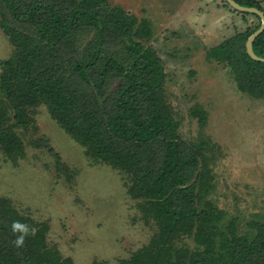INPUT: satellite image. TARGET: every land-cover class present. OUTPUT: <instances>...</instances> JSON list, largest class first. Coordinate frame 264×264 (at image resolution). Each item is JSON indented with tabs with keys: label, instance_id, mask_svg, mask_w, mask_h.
I'll list each match as a JSON object with an SVG mask.
<instances>
[{
	"label": "trees",
	"instance_id": "1",
	"mask_svg": "<svg viewBox=\"0 0 264 264\" xmlns=\"http://www.w3.org/2000/svg\"><path fill=\"white\" fill-rule=\"evenodd\" d=\"M236 1L264 11L261 0ZM244 13L258 22L207 56L229 64L242 91L262 97L264 61L246 46L262 19ZM0 27L13 46L0 60V150L14 162L25 158L24 135L39 132L37 109L45 105L92 161L124 172L130 196L157 231L122 264H264V214L243 234L236 218L224 223L225 211L210 197L216 186L210 143L181 136L164 60L148 43L156 34L151 18L110 0H0ZM254 50L264 57V31ZM32 140L49 145L43 136ZM55 155L71 181L75 172ZM14 221L37 229L22 247L14 243ZM49 230L48 221L0 195V264H76L49 243ZM186 235L193 247L180 243Z\"/></svg>",
	"mask_w": 264,
	"mask_h": 264
},
{
	"label": "rangeland",
	"instance_id": "2",
	"mask_svg": "<svg viewBox=\"0 0 264 264\" xmlns=\"http://www.w3.org/2000/svg\"><path fill=\"white\" fill-rule=\"evenodd\" d=\"M110 1L151 18L156 34L148 43L164 60L166 95L181 136L210 143L216 183L210 197L225 211L223 222L236 218L238 231L246 233L256 214H264V96L242 91L232 67L207 54L258 19L224 0ZM12 54L0 27V60ZM36 118L39 132L24 135L25 158L14 162L0 150V195L36 221H48L49 243L76 264H122L149 243L157 224L130 196L124 172L92 161L45 105ZM42 136L48 146L32 140ZM55 154L75 172L71 181ZM180 243L195 245L188 235Z\"/></svg>",
	"mask_w": 264,
	"mask_h": 264
},
{
	"label": "water",
	"instance_id": "3",
	"mask_svg": "<svg viewBox=\"0 0 264 264\" xmlns=\"http://www.w3.org/2000/svg\"><path fill=\"white\" fill-rule=\"evenodd\" d=\"M227 1L232 6V8H234V9H237V10L243 11V12H253V13H257L260 15V17L262 19L261 26L254 33H252L249 36V38L246 42V46H247V51L251 57H253L256 60L264 61V57L259 56L254 50L255 39L257 38V36L259 34H261L264 31V11L260 10L257 7L244 6V5L240 4L239 2H237L236 0H227Z\"/></svg>",
	"mask_w": 264,
	"mask_h": 264
},
{
	"label": "clouds",
	"instance_id": "4",
	"mask_svg": "<svg viewBox=\"0 0 264 264\" xmlns=\"http://www.w3.org/2000/svg\"><path fill=\"white\" fill-rule=\"evenodd\" d=\"M12 231L14 234H18L16 240L14 241L17 247H22L27 236H35L37 229L30 227L27 224H23L19 221H14L12 224Z\"/></svg>",
	"mask_w": 264,
	"mask_h": 264
}]
</instances>
